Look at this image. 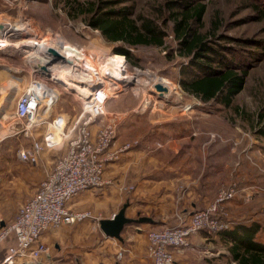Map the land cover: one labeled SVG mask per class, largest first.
I'll return each instance as SVG.
<instances>
[{
	"label": "rangeland",
	"instance_id": "obj_1",
	"mask_svg": "<svg viewBox=\"0 0 264 264\" xmlns=\"http://www.w3.org/2000/svg\"><path fill=\"white\" fill-rule=\"evenodd\" d=\"M168 1L120 0L116 7L130 6L135 19L148 17L161 23L169 14ZM90 2L98 4L100 0H0V22H23L32 30L29 36L23 33L10 35L12 42L32 37L50 40L59 35L66 40L69 49L80 53L82 59H87L90 67L96 65L101 70L106 69L111 56H125L127 76H131L132 83L122 87L118 97H112L107 110L127 112L126 117L134 113L186 117L188 133L199 134L197 145L205 150L208 146L214 147L212 161L215 160V167L221 166L218 170L221 188L235 180L245 193L242 197L245 213L229 214L226 220L234 228L239 224L248 226L257 223L262 228L258 240L264 242V192L253 193L251 197L246 195L253 186L264 182V13L259 12L264 10V0H189V7L199 3L207 6L204 20L196 28L210 43L245 47L236 48L241 57L237 54L241 62L252 66L251 71L246 87L230 106L205 103L181 87V67L189 66L191 58L179 49V40L172 32L165 47L131 48L133 56L140 60V64L134 66L131 59L119 51L121 43L108 41L100 30L87 24L86 14L81 13L79 3L86 8ZM74 46L83 50L86 56ZM25 48L11 46L0 51V104L1 108L9 110L11 117L16 110L18 97L30 79L33 76L47 77L29 63L31 60L28 62ZM255 50L258 52L252 54ZM52 67L55 70L58 68L55 65ZM160 78L167 79L174 88L169 93L170 98L161 99L155 93L153 83L154 80L159 82ZM15 81L21 83V88H14ZM148 99L152 105H148L144 111L142 105ZM52 108L55 114L65 113L72 121L71 126L83 113L82 102L74 91H62ZM42 112L45 113V110ZM31 143L30 139L27 146L30 147ZM206 159L205 170L210 164L209 157ZM15 199L10 200L8 208L15 204ZM7 223L10 222L7 221L5 226ZM2 244L5 243L0 244V261L7 246Z\"/></svg>",
	"mask_w": 264,
	"mask_h": 264
},
{
	"label": "crops",
	"instance_id": "obj_2",
	"mask_svg": "<svg viewBox=\"0 0 264 264\" xmlns=\"http://www.w3.org/2000/svg\"><path fill=\"white\" fill-rule=\"evenodd\" d=\"M54 114L53 108L41 114L36 137L42 138ZM11 116L0 104V229L16 218L21 205L35 194L45 173L54 168L69 145L66 139L59 148L43 152L37 164L25 162L17 153L28 147L30 139L12 134ZM92 129L96 134L98 125ZM129 140L139 143L106 165V183L79 193L68 203L74 211L90 210L94 218L45 231L42 241L48 251L39 264H153L148 232L174 225L179 216L215 200L221 189V166L215 167L212 161L214 147L205 150L197 145L199 134L188 133L186 117L134 113L121 121L113 148ZM205 157L210 162L207 170ZM243 194L240 191L222 206L226 217L245 213ZM13 198L15 204L8 208ZM120 211L135 221L124 226L120 238L112 237L104 232L101 222ZM233 229L194 234L190 246L173 248L176 264H237L230 251Z\"/></svg>",
	"mask_w": 264,
	"mask_h": 264
},
{
	"label": "built area",
	"instance_id": "obj_3",
	"mask_svg": "<svg viewBox=\"0 0 264 264\" xmlns=\"http://www.w3.org/2000/svg\"><path fill=\"white\" fill-rule=\"evenodd\" d=\"M9 34L12 35V32ZM9 34L3 37L0 32V51L12 46L7 45L12 42L9 40ZM53 39H60L59 43L66 47L59 35ZM74 47L85 54L83 50ZM56 51L65 58L63 50ZM44 56L47 59L56 58L47 52ZM81 62L88 63L87 59ZM55 63L69 66L66 59L57 58ZM72 66L75 69H72L74 76L71 78H58V75L52 73L48 76L46 71L39 70L47 77L33 76L18 97L11 131L14 135L30 138L32 142L30 147L18 150L17 154L21 160L37 164L46 150L59 148L66 139H69V145L67 151L58 158L54 168L45 173L35 194L21 205L16 218L0 229V242L9 237L14 238V243L9 246L0 264H39L43 254L48 251L47 245L42 241L45 231L63 224H74L94 218L90 210L74 211L68 207V203L87 189L102 187L106 183V165L119 160L125 151L139 143L137 140H131L113 148L119 125L127 112H109L107 106L113 96L120 95L122 88H111L100 67L96 65L87 68L81 64ZM78 82L86 84L81 88L86 94L74 86ZM62 91L76 93L82 102L83 113L72 126V121L65 113L55 114L42 138L36 137L35 129L42 122V111L50 110L59 100ZM95 124L98 125L96 134L92 129ZM240 191L243 189L239 187L238 182L230 181L222 186L215 200L205 208L179 216L174 225L149 231L148 252L153 264H176L173 248L190 246L194 234L202 231L218 233L230 229L232 224L226 220L221 209ZM261 192H264V182L253 186L246 195L251 197L253 193ZM121 256L122 252H119V257Z\"/></svg>",
	"mask_w": 264,
	"mask_h": 264
},
{
	"label": "trees",
	"instance_id": "obj_4",
	"mask_svg": "<svg viewBox=\"0 0 264 264\" xmlns=\"http://www.w3.org/2000/svg\"><path fill=\"white\" fill-rule=\"evenodd\" d=\"M119 3L120 0H100L98 4L90 2L86 8L79 3V7L81 13L86 14L87 24L100 30L108 41L121 43L119 51L131 59L134 66L139 65L140 60L133 56L131 48L165 47L172 32L179 40V49L191 58L189 66L181 67L179 83L185 91L205 103L230 106L246 87L252 66L240 61L241 53L236 49L245 47L214 45L196 28L204 20L205 4L189 7V0H170L167 2L168 16L158 23L154 18L135 19L132 8L116 7ZM259 12L264 13V10ZM257 52L255 50L252 54ZM261 229L257 223L239 224L230 232V251L237 264H264V242L258 240ZM1 243L7 246L0 263L14 238L9 237Z\"/></svg>",
	"mask_w": 264,
	"mask_h": 264
},
{
	"label": "bare ground",
	"instance_id": "obj_5",
	"mask_svg": "<svg viewBox=\"0 0 264 264\" xmlns=\"http://www.w3.org/2000/svg\"><path fill=\"white\" fill-rule=\"evenodd\" d=\"M31 31L32 30L23 22L22 23L17 22L15 24H10V23L3 24L2 31H0V32L3 35V37H6L9 34V32H12V34L23 33V34H26V36H29L32 34ZM9 35H11V34H9ZM35 36H37V35H35ZM21 39H24V38H21ZM63 41H64V44L66 45V40L63 39ZM59 42H60V39H51L50 38V40H39V37L38 38L32 37L30 39L28 38V39H25L23 41H20V39H19L16 42H9V43H7V45L19 46V47L25 46L26 47L25 49L27 52L26 57L28 59V62H29V60H31L29 63L31 65L35 66L36 68H38L39 70H44V71L52 73L56 76L58 75V78H61V77L63 78V76H67V78H71L72 75L74 76L72 69H75V67L72 65L82 64L81 60L84 61L85 59H82V57H80V55H79L80 53L78 54L77 51H75L73 49H69L67 45H66V47H64ZM51 49H56L59 51L63 50V54L65 56L64 59L67 60V63H69V66L68 65L67 66L66 65H62V66L58 65L57 63H55L57 61L56 58H53V59L45 58L44 53H46V52L51 53L50 52ZM34 56H35V58H34ZM110 58H111V60L107 61V63H106V67H105L106 69L101 70V72L103 73V76L105 77V79H107V84L109 86H111V88L118 89V90L124 86H128L129 84H131L132 83L131 76H127V75H129V73L127 70V65H125V60H126L125 56L114 55V56H111ZM59 59L64 60L63 58H59ZM84 64L85 63L82 64L84 68H87V66L90 67L88 65V63L85 65ZM54 65L58 67L57 70L53 69L52 66H54ZM128 79H130V80H128ZM125 80H128V81H126V83H125L124 82ZM159 80H160L159 82H156V80H154V83H153L154 84L153 85L154 91L157 92V89L155 86L157 84H161L166 88V91L162 92V94H163L162 98L163 99H165V97L170 98L171 96L169 95V93H171L174 88L170 86V82L167 79L160 78ZM81 82H83V81H81ZM81 82L76 83L74 86H76L77 88H80V89L85 87L86 84H83ZM20 84L21 83L19 81H15L14 88H17L18 86H19L18 88H21ZM81 90L85 94L87 93L84 89H81ZM150 104H151V102L148 99L144 102L142 107L146 109L148 107V105H150Z\"/></svg>",
	"mask_w": 264,
	"mask_h": 264
},
{
	"label": "water",
	"instance_id": "obj_6",
	"mask_svg": "<svg viewBox=\"0 0 264 264\" xmlns=\"http://www.w3.org/2000/svg\"><path fill=\"white\" fill-rule=\"evenodd\" d=\"M3 24L5 23H0V31H2V27ZM50 52L56 57V59L58 58H63V56H61V54H59L55 49H51ZM48 73V76H50V73ZM157 92L155 91V93L158 95V97L162 98L163 91H166V88L161 85V84H157L156 86ZM135 220L128 218L124 211H120L118 214L115 215L114 218L110 219V220H103L101 222V227L104 230V232L112 237H117L120 238L121 232L124 228L125 225L127 224H131L133 223Z\"/></svg>",
	"mask_w": 264,
	"mask_h": 264
}]
</instances>
